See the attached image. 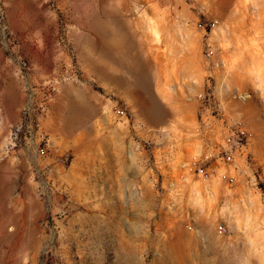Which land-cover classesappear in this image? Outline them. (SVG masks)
Instances as JSON below:
<instances>
[{
    "label": "rangeland",
    "instance_id": "1",
    "mask_svg": "<svg viewBox=\"0 0 264 264\" xmlns=\"http://www.w3.org/2000/svg\"><path fill=\"white\" fill-rule=\"evenodd\" d=\"M4 5L0 264H264V0ZM235 121L249 164L202 179Z\"/></svg>",
    "mask_w": 264,
    "mask_h": 264
},
{
    "label": "built area",
    "instance_id": "2",
    "mask_svg": "<svg viewBox=\"0 0 264 264\" xmlns=\"http://www.w3.org/2000/svg\"><path fill=\"white\" fill-rule=\"evenodd\" d=\"M5 2L6 0H0V33H4L7 30L5 25ZM209 25L213 26L215 23L201 25L202 30L207 32ZM212 54L213 49L207 46L206 55L210 56ZM242 95L236 93L234 96L243 100ZM118 114L121 117L126 115L123 109H119ZM220 129L222 134L221 142L213 146L208 144L207 149L202 154L194 157L191 164H189V168L204 180L210 179L217 174L227 183H233L238 176L242 175V167L247 166L250 162V133L239 121L222 123ZM30 137L31 135L29 137L25 135L26 139H31ZM11 140L13 146L19 142L20 127H17ZM39 151L43 153L44 148ZM188 227L191 228V225ZM217 229L220 233L226 230L222 224H219Z\"/></svg>",
    "mask_w": 264,
    "mask_h": 264
},
{
    "label": "crops",
    "instance_id": "3",
    "mask_svg": "<svg viewBox=\"0 0 264 264\" xmlns=\"http://www.w3.org/2000/svg\"><path fill=\"white\" fill-rule=\"evenodd\" d=\"M134 63H132V62H129V66H132Z\"/></svg>",
    "mask_w": 264,
    "mask_h": 264
}]
</instances>
